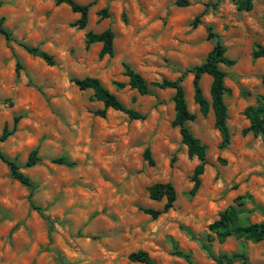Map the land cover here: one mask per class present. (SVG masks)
<instances>
[{
  "label": "rangeland",
  "instance_id": "obj_1",
  "mask_svg": "<svg viewBox=\"0 0 264 264\" xmlns=\"http://www.w3.org/2000/svg\"><path fill=\"white\" fill-rule=\"evenodd\" d=\"M87 4L83 28L65 4L53 0H0V17L13 40L0 35V132L14 130L0 142V151L14 159L35 184L29 189L13 179L0 160V264H143L128 259L130 252L145 251L158 264H187L171 254L173 245L189 253L194 264H213L200 244L214 253L243 252L249 264H264V240L251 242L232 235L218 240L207 224L234 198L249 194L250 209L264 205V139L248 132L246 106L264 96V0H250L247 10L234 0H74ZM104 9L103 16L100 10ZM199 22L192 26L197 15ZM218 34L224 55L234 60L224 71L228 144L219 147L220 135L209 108L203 116L192 98V73L210 50L205 26ZM110 29L112 55L98 57L100 43L85 45L84 33ZM21 40L50 54L53 64L28 54ZM122 63L139 73L146 83L181 76L190 132L205 145L203 171L193 195L192 169L198 162L187 157L173 118V90L149 87L138 94L127 85ZM95 77L141 119H128L118 110L102 107L91 91L79 90L71 81ZM210 77L198 84L209 101ZM149 148L153 164L142 152ZM36 149L38 160L25 166ZM64 157L73 164L52 162ZM169 182L175 199L156 218L141 211L158 209L164 197L152 200L147 188ZM34 206L39 210L34 209ZM251 222L264 218L252 210ZM212 235L210 239L206 235ZM230 264H240L235 258Z\"/></svg>",
  "mask_w": 264,
  "mask_h": 264
},
{
  "label": "trees",
  "instance_id": "obj_2",
  "mask_svg": "<svg viewBox=\"0 0 264 264\" xmlns=\"http://www.w3.org/2000/svg\"><path fill=\"white\" fill-rule=\"evenodd\" d=\"M54 4H65L72 12L79 14L78 18L72 22V25L81 29L85 26L87 20V4H79L74 0H53ZM235 6L240 10H247L250 7V0H234ZM174 4L177 6H185L188 4L187 0H174ZM101 15L105 16L104 9L100 10ZM199 14H197L192 20L191 25L195 26L199 22ZM206 38H214V43L210 50L206 53L204 59L196 65L191 66L187 71L192 73V98L197 104L198 110L201 115L205 116L210 108L213 116V125L220 135L219 147H224L228 144L229 133L226 126V106L223 102V93L225 87L223 84L224 71L220 68V64L229 66L233 64L234 60L224 55V46L221 44L218 34L212 31L209 25L205 26ZM0 35L6 40L11 41L13 37L11 32L3 25V18L0 17ZM112 39L113 33L110 29L106 28L100 32L86 31L84 33L85 45L91 43H100L97 55L102 57L104 55H112ZM17 44L28 54L36 56L43 60L47 65L53 64V58L50 54L43 50H40L36 46H30L25 42L18 40ZM253 57H264V50L262 47L257 46L252 54ZM123 75L127 78L124 82H114L117 88L127 85L130 89H134L138 94L149 93V87L152 86L157 89L170 88L173 90L172 102L174 115L170 124L176 126L180 135V141L185 146L187 157H195L197 163L194 165L191 174L192 185L188 190V195H193L199 185V175L203 171V165L205 161V145L202 144L197 137H195L188 127L186 122L193 120L194 115L190 113L186 108L184 99V93L180 85L181 76H177L174 79L162 78L159 81H152L149 84L145 82L142 76L134 71L126 63H122ZM201 74H207L210 77V83L208 88L209 101L202 95L198 81ZM264 81V73L261 76ZM73 84L79 90H90L91 98L99 101L102 105L100 109L94 110V114L103 117L106 109L110 108L123 112L128 119H141L143 116L134 109L125 107L118 98L111 92H109L95 77L85 76L81 78H71ZM243 115L248 121V125L241 129V134L248 132L253 135H259L264 139V96H259L256 99L255 105L246 106L243 110ZM20 114L13 117L12 126L10 129L5 126L0 132V142L3 141L14 130V125L19 119ZM143 159L151 166L153 160L150 155L148 147H145L142 152ZM0 160L4 162L9 170L10 176L17 180L20 184L26 186L31 193L35 184L24 174L17 162L14 159L8 158L0 151ZM38 160L36 149H32L24 162L25 166H32ZM52 162L70 166L72 161L67 160L64 157H56L51 160ZM148 197L152 200H159L164 197L162 206L158 209L149 207L141 208V211L149 215L151 218H156L161 213L166 212L175 199V191L169 182L153 183L147 188ZM244 201L252 202L249 194L239 195L234 198L236 205H228L222 209L216 219L207 224V230L209 233L214 234L218 240H223L226 236L232 235L237 239L249 240L251 242H258L264 240V220L259 222H251L248 219V214L252 210H256L264 218V205L254 204L250 209H244L240 207ZM34 209L39 210L34 206ZM208 239L212 235H206ZM201 248L213 261V264H230L235 258H238L240 264H249L247 258L243 252H234L231 254L217 253L214 254L208 244H200ZM171 254L181 257L187 264H194L189 256V253L178 249L173 245ZM128 259L134 262L143 264H158L151 260L148 254L143 250H137L128 254Z\"/></svg>",
  "mask_w": 264,
  "mask_h": 264
}]
</instances>
